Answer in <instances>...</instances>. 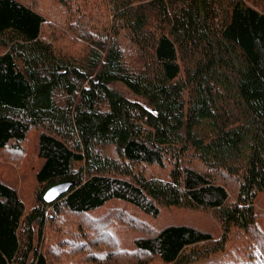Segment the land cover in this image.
<instances>
[{"label": "trees", "instance_id": "1", "mask_svg": "<svg viewBox=\"0 0 264 264\" xmlns=\"http://www.w3.org/2000/svg\"><path fill=\"white\" fill-rule=\"evenodd\" d=\"M103 1L111 20L77 18L71 55L39 11L0 0V153L33 139L40 161L28 208L0 178V264H50L35 240L62 216L93 218L94 248H116L109 217L151 230L174 208L215 228L137 236L133 264H264V0Z\"/></svg>", "mask_w": 264, "mask_h": 264}, {"label": "rangeland", "instance_id": "2", "mask_svg": "<svg viewBox=\"0 0 264 264\" xmlns=\"http://www.w3.org/2000/svg\"><path fill=\"white\" fill-rule=\"evenodd\" d=\"M23 1L44 16L46 20L44 32H48L49 34L53 32L58 42H63L61 43L62 48L71 55H81L80 53L86 43L74 34L75 31L70 29L71 27L73 28L77 18L79 23L85 26L89 22H100V20H104L107 25L108 21L111 20L103 0H86V4L75 3L69 7L70 14L65 13V9L60 8L49 0ZM108 1L106 0V4ZM78 11L79 13H77ZM118 88L130 99L143 102L141 98L128 93L123 87L118 86ZM33 134L35 135V132ZM22 151L19 157L10 155L11 152L9 154L6 152L0 153V178L17 191L19 198L28 208L34 203V190L36 188L34 174L40 165V161L35 154L33 139L28 140L22 146ZM109 218L108 221L114 222L113 228H111L113 231L110 228L109 231H112L118 243L116 248L104 245L101 240L99 246L95 249L94 243L96 239L102 236L100 232L91 231V226L94 224L93 218L76 216H62L50 220L45 228H43L42 237L40 239L36 238L35 243L40 242L41 239V243L45 242L46 239L49 240L50 245L47 248L50 252L46 251V245L44 249L40 245V251H44L50 264H96L92 262L93 257L102 258V256L107 255L116 256L111 259L117 260L120 264H133L135 257L129 255L130 250H132L131 241L137 236H150L166 225L175 224L192 223L201 224L204 228H215V224L210 221L207 214L201 211L175 208L164 210L156 220L144 218L143 220L148 222L150 226L147 227L151 230L143 229L142 231L131 220L126 221L124 219L121 222H117L115 219ZM96 223L101 224V221ZM120 238H123L121 242L123 246L119 245ZM82 243L84 246H82ZM122 249H126L125 252H122L124 255L117 256L120 255L119 252ZM149 264L159 263L151 262Z\"/></svg>", "mask_w": 264, "mask_h": 264}, {"label": "water", "instance_id": "3", "mask_svg": "<svg viewBox=\"0 0 264 264\" xmlns=\"http://www.w3.org/2000/svg\"><path fill=\"white\" fill-rule=\"evenodd\" d=\"M72 185L73 184L71 182H64V183H60L58 185H55V186L51 187L44 194L43 200L47 204H51V203L55 202L58 198L63 196L65 193H67L69 188Z\"/></svg>", "mask_w": 264, "mask_h": 264}]
</instances>
